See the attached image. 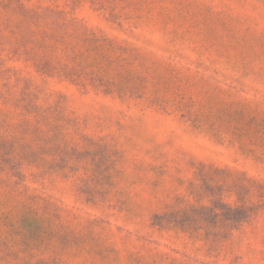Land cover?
Returning a JSON list of instances; mask_svg holds the SVG:
<instances>
[{
  "label": "rangeland",
  "instance_id": "374dc122",
  "mask_svg": "<svg viewBox=\"0 0 264 264\" xmlns=\"http://www.w3.org/2000/svg\"><path fill=\"white\" fill-rule=\"evenodd\" d=\"M0 264H264V0H0Z\"/></svg>",
  "mask_w": 264,
  "mask_h": 264
}]
</instances>
